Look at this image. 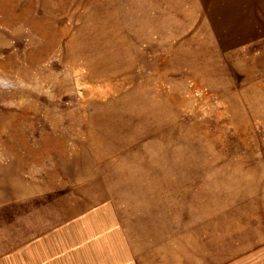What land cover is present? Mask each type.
I'll list each match as a JSON object with an SVG mask.
<instances>
[{
	"label": "rangeland",
	"instance_id": "rangeland-1",
	"mask_svg": "<svg viewBox=\"0 0 264 264\" xmlns=\"http://www.w3.org/2000/svg\"><path fill=\"white\" fill-rule=\"evenodd\" d=\"M0 264H264V0H0Z\"/></svg>",
	"mask_w": 264,
	"mask_h": 264
}]
</instances>
